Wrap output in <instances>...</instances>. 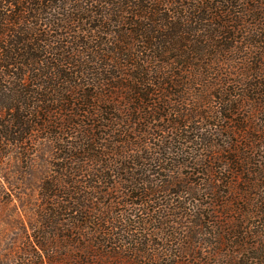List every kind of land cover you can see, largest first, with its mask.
Returning <instances> with one entry per match:
<instances>
[{
    "label": "trees",
    "instance_id": "16d2710c",
    "mask_svg": "<svg viewBox=\"0 0 264 264\" xmlns=\"http://www.w3.org/2000/svg\"><path fill=\"white\" fill-rule=\"evenodd\" d=\"M244 104L264 114V0H0V154L49 143L46 232L33 235L49 264H185L181 254L264 264V237L251 236L262 238L252 251L242 214L257 212L234 204L259 190L254 142L245 136L234 160L222 158L233 144L218 157L202 129L237 130L233 111ZM173 164L204 169L214 215L189 179L176 187ZM182 221L187 235L176 241ZM202 246L205 261L194 256Z\"/></svg>",
    "mask_w": 264,
    "mask_h": 264
},
{
    "label": "rangeland",
    "instance_id": "374dc122",
    "mask_svg": "<svg viewBox=\"0 0 264 264\" xmlns=\"http://www.w3.org/2000/svg\"><path fill=\"white\" fill-rule=\"evenodd\" d=\"M190 78H187L186 82H189ZM240 90V89H239ZM209 99V98H205ZM210 102V101H209ZM236 106V103L234 104ZM249 104H244L241 107H237L234 112V127L237 130H228L226 127H223L222 133L220 136H216L213 133V129L209 127L203 126L206 130V133L212 135L211 138L214 140V144L217 146V150H212L217 156L222 153V158H228L234 160V152L232 151H241L243 150L244 145L247 140L245 136H248V139L254 142L253 148H255L254 152L251 155L252 160L259 161L261 165L264 164V114L259 115L257 113L249 112L252 106H248ZM227 115V114H226ZM250 115H253L250 117ZM210 123V122H209ZM228 124H226L227 126ZM212 133V134H211ZM250 137V138H249ZM65 139V137H64ZM227 142L232 143L233 148H231V152H221V147H223ZM40 143V144H38ZM43 143V142H42ZM41 142H33L31 141L25 148L27 147L26 152L19 151L17 148L13 146L9 148H5L0 154V264H49L45 253H43L36 242L34 241L33 235L42 232L40 235L44 237L43 224L39 222L38 212L40 211V194H39V186L42 184V179L45 177H50L52 174V155L49 154V143H45L44 145ZM259 146V147H258ZM221 152V153H219ZM218 153V154H217ZM211 154V151L209 152ZM211 156V155H209ZM219 157V156H218ZM179 162L181 160H178ZM222 160L215 161L214 164L216 166H220ZM208 160H205V164H207ZM253 162V161H252ZM174 174L171 176L172 181L176 184V187L183 188V184L187 179H189L190 183H192V190L199 191L200 194H205L208 192L210 185L207 180V184L203 182L206 178V173L204 169L201 167H196L195 170L189 171L184 167H179L176 169V165L173 164ZM221 169V168H220ZM231 169V167H230ZM222 175H227L225 172L227 171V166L223 167L220 170ZM264 172V170H262ZM187 173H191L187 174ZM197 173V174H196ZM201 173H204L202 175ZM147 177V176H146ZM209 177V176H208ZM245 177V176H244ZM247 177V176H246ZM262 177V178H261ZM261 177L256 178L253 175V184L258 185L254 187L255 189H259L257 191H251L252 194H255L253 200L246 204L243 200L236 199L234 204H238L237 208L247 207L250 210L252 207V213L257 212V216L253 219L248 220L249 217L245 216L246 213H242L246 220V234H247V242L250 246V249L254 251L256 247L260 249L261 241L264 235V213H261L262 203L264 198V173ZM237 180V184H235L238 189H241L240 193L243 189H245L246 184L241 179V175L239 177L235 176ZM240 182V183H239ZM220 193L223 194V201H229V196L225 194L227 192L221 185H219ZM245 192V190H244ZM220 195V194H219ZM196 197L197 196H193ZM189 197H187L188 199ZM191 198V197H190ZM216 197H213L212 194L208 197H200L199 202L202 205L201 211H213L214 215L217 211V206L207 204L211 203ZM167 199V197L165 198ZM164 199V200H165ZM252 199V198H250ZM170 200V199H167ZM217 200V199H215ZM160 203V202H159ZM245 203V204H244ZM161 204V203H160ZM164 204V203H163ZM157 205V204H155ZM196 204L194 203V207ZM219 206V205H218ZM231 205L229 203L227 213H231ZM246 210V209H245ZM244 210V211H245ZM130 211V209H129ZM135 213L132 210V214ZM234 216V214H230ZM237 216V215H236ZM254 216V215H253ZM235 218V217H234ZM242 218V217H241ZM188 222L182 221L181 224L175 226V235L176 241L180 239L181 236L187 235L186 225ZM206 227V226H205ZM207 229L209 232L211 229ZM51 231V229H50ZM255 233H258L262 236L259 240H252L251 236ZM168 236V235H167ZM169 238V236H168ZM41 241V239L39 240ZM172 240L167 246L173 245L174 242ZM177 243V242H176ZM247 244H245V248L249 251ZM229 248H226L228 250ZM261 250V249H260ZM260 250H255L256 252H261ZM58 256L63 255V250H56ZM156 251V250H155ZM211 248L208 246H202L200 250H197L195 253V257L203 260L204 257L210 254ZM230 252V251H229ZM159 253V252H158ZM225 256L228 255V252L223 254ZM166 261H171L173 259L172 255L170 257L166 254ZM180 260L185 264H193V258L188 254H181ZM77 258H79V254H77ZM223 259L225 257H222ZM221 258V259H222ZM81 259V258H80ZM208 259H211L208 257ZM221 260L220 264H226V260ZM205 261V260H203ZM208 262V261H207ZM80 263V262H79ZM115 264H132L131 262H117ZM134 264H151L147 262L140 261L134 262ZM153 264V263H152ZM166 264V263H161Z\"/></svg>",
    "mask_w": 264,
    "mask_h": 264
}]
</instances>
